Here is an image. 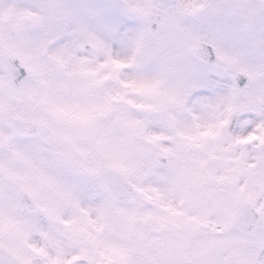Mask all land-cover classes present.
Segmentation results:
<instances>
[{
  "label": "snow or ice",
  "instance_id": "1",
  "mask_svg": "<svg viewBox=\"0 0 264 264\" xmlns=\"http://www.w3.org/2000/svg\"><path fill=\"white\" fill-rule=\"evenodd\" d=\"M0 264H264V0H0Z\"/></svg>",
  "mask_w": 264,
  "mask_h": 264
}]
</instances>
